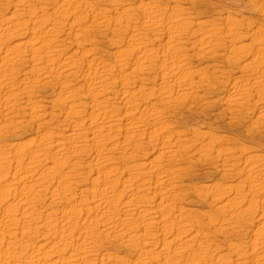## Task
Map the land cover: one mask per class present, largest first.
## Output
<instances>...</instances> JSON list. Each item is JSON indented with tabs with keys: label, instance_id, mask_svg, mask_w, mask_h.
I'll list each match as a JSON object with an SVG mask.
<instances>
[{
	"label": "rangeland",
	"instance_id": "1",
	"mask_svg": "<svg viewBox=\"0 0 264 264\" xmlns=\"http://www.w3.org/2000/svg\"><path fill=\"white\" fill-rule=\"evenodd\" d=\"M0 264H264V0H0Z\"/></svg>",
	"mask_w": 264,
	"mask_h": 264
}]
</instances>
